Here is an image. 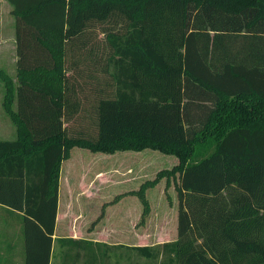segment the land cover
I'll return each mask as SVG.
<instances>
[{
    "label": "trees",
    "instance_id": "1",
    "mask_svg": "<svg viewBox=\"0 0 264 264\" xmlns=\"http://www.w3.org/2000/svg\"><path fill=\"white\" fill-rule=\"evenodd\" d=\"M7 1L20 79L16 89L7 83L17 139L0 141V204L23 214L26 264H50L61 166L75 147L155 149L181 160L161 174H179L178 239L134 247L141 257L264 264V51L219 57L215 42L264 37V0ZM93 23L122 32L108 34L115 87L99 91L96 134L73 137L67 125L81 105L65 76V48ZM210 142L214 152L188 164ZM145 188L135 194L147 205Z\"/></svg>",
    "mask_w": 264,
    "mask_h": 264
},
{
    "label": "rangeland",
    "instance_id": "2",
    "mask_svg": "<svg viewBox=\"0 0 264 264\" xmlns=\"http://www.w3.org/2000/svg\"><path fill=\"white\" fill-rule=\"evenodd\" d=\"M10 7L3 2L0 3V71L8 75V80L0 79L2 140L14 138L15 134L14 127L10 124L12 119L4 105L5 100L9 99L7 83H12L16 89L20 79L16 66L18 59L15 49L16 18ZM117 29H119L117 25L110 27V24L106 23H93L81 37L66 44L65 76L75 91L73 100H77L81 105L80 109L73 111L72 120L67 125L69 134L73 137L79 133H83L84 136L96 134L94 106L96 99L103 96L99 91H110L115 87L113 75L117 55L110 44L108 34L110 32L121 34L122 32H117ZM215 42L219 43L217 51L219 57L233 55L241 58L248 52L264 51V37L246 39L243 36L239 38L221 36ZM211 45L210 42V49ZM15 89L12 90L13 95ZM214 150L215 144L212 142L198 144L188 164L200 161ZM178 167L183 166L177 156L155 149H145L142 152L123 150L110 154L75 147L70 151V157L61 170V178L64 176L61 212L71 205L74 213L78 215L82 213L81 217L85 218V230L98 229L101 232L110 218L114 219V222L120 221L125 224L124 219L128 223L127 218L133 214L134 247L157 248L175 242L178 239L179 174L170 177L161 174ZM66 176L68 178H65ZM154 182L155 184L151 185ZM143 186H146L144 190L147 205L135 194ZM71 200L73 201L69 204ZM126 227L128 228V225ZM115 235L118 239L122 238L117 232ZM118 239L110 240L114 242ZM163 260L165 258L161 252L158 259H147L134 250L132 252L133 264H160Z\"/></svg>",
    "mask_w": 264,
    "mask_h": 264
},
{
    "label": "crops",
    "instance_id": "3",
    "mask_svg": "<svg viewBox=\"0 0 264 264\" xmlns=\"http://www.w3.org/2000/svg\"><path fill=\"white\" fill-rule=\"evenodd\" d=\"M1 2L9 7L11 6L10 10L13 12V7L7 0H0ZM17 108V101H15L14 111H17ZM10 122L15 130L14 138L0 139V141H15L17 139L16 126L12 120ZM14 130L11 131L12 134ZM64 164L65 161L62 166ZM65 178H68V176ZM59 182V206L50 264H133L132 252L134 245L132 234L134 215L132 214L127 218L128 223L124 219L125 224L120 221L114 222V219L110 218L108 224L104 225L103 232L98 229L85 230V218L81 217L82 213L80 215L74 213L71 205H68V209L64 212H61V192L64 185V176L61 178V172ZM136 216L138 215L136 214ZM79 218L81 221H79ZM126 225H128V228ZM116 232L122 238H116ZM110 237L118 239V241L111 242ZM0 264H26L23 214L2 204H0Z\"/></svg>",
    "mask_w": 264,
    "mask_h": 264
}]
</instances>
